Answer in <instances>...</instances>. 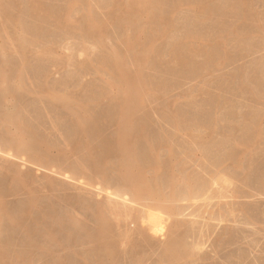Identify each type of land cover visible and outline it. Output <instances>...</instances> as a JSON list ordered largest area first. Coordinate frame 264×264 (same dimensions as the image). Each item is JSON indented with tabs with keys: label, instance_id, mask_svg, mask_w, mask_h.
Segmentation results:
<instances>
[{
	"label": "rangeland",
	"instance_id": "374dc122",
	"mask_svg": "<svg viewBox=\"0 0 264 264\" xmlns=\"http://www.w3.org/2000/svg\"><path fill=\"white\" fill-rule=\"evenodd\" d=\"M6 1L5 5L6 3L16 5H9L13 8L8 6L7 10H12L9 15L14 21L23 22L25 30H21V24L18 26L9 24L8 19H5L7 17L0 16V89L6 88L7 85V91L11 90L10 93L7 92L9 96L3 100L4 103L0 99L2 102H0L2 104L0 105L2 106L0 107V117L2 118H0V146H2V149L0 147V190L3 192V196H0L2 197L0 207L3 206L4 214L6 213L5 215L0 214L3 216L2 220L5 221H0V225L2 223L0 226L2 240L0 239V242L4 243V245L0 244V249L5 255L9 253L5 258H1L5 259V261L0 260L1 264H113L112 261L116 264H174L171 259H166L168 257H165L166 255L162 252L159 255V250L157 254L155 248H151V251L138 246V249L134 248L136 246L134 240L138 236L136 231L138 232L137 229L142 227V219L141 221L138 219L144 210L145 203L135 202L132 194L129 193V188L125 186L124 188L114 173V175L110 174V179L108 178L112 185H107L104 177L97 172L96 167L85 165L81 178H78L80 177L78 175L75 178L76 176L72 172L70 173L69 166L70 164L72 168L75 165L80 166L87 153L82 149L80 153L77 152L78 149L76 152L74 151V147L76 148L74 140L76 137V142L79 139L77 127H75L77 126L75 125L76 121L68 111L69 109L66 110L65 103L60 98L71 97L70 99L76 107L83 104L90 106L91 112L95 115V121H99L96 122L99 126L95 123L99 128L91 124V127L95 126L92 127L95 133L93 137L96 136V139H93L94 154L97 152L100 153L97 154L98 157H103L102 154L106 155V151H114L113 145L112 147L107 146L106 142H114L112 140L118 130L117 127H119L117 126L118 110L115 107L118 105L114 104V102L118 103L119 91L114 85L117 83V81L114 82L116 76L110 75L111 72L109 73V68L108 70L105 68V63L110 61L112 48L114 50L121 49L116 50L118 52L122 51L123 43L121 42L126 37L132 38L141 31L143 33L140 34L141 47L135 46L133 52L135 53L139 49L141 52L144 47L142 45L147 44V40L154 41L153 49H156L143 69L142 76L144 75L143 78H145L143 81H146L144 92L147 95V103L134 117V128L137 126V131L140 133L133 131L135 136L132 137L135 138L131 139L136 145L135 151L143 165L149 162L150 150L161 145L159 148H154L156 151L154 153L158 155L160 164H163L164 167L167 166L168 169L161 165L164 173L161 172V175L147 174L148 176L146 175L142 179L147 182L148 178L149 183L153 178L151 182L154 183L155 180V183L162 187L161 195H166L167 199H173V211H175L174 213L165 209L153 211L157 215L162 212L160 216L164 227V234L158 235L155 240H158L159 243L169 241L168 233L170 236V232H175L177 231L175 228H178V236H182L178 238L179 242L182 241L181 245L187 243L185 245L188 248V256L184 261L175 262L176 264H264V0H250L251 2L247 0V3L244 0H161L159 3L157 2L160 5L154 11L155 17L153 16V18H157V20L149 19L148 21V15H144L139 20V15L134 12V19L132 17L131 21L129 20L130 24H128L129 21L127 23L128 19L121 20L123 17L119 16V19L117 16L115 0H78L72 8L68 30H59L53 23L46 20L39 22V19H32L30 12L28 13V3L25 4L28 0ZM36 1L38 5L53 15L60 14L68 4L67 0ZM243 2L246 3V6L242 5ZM89 4L91 5L90 9L92 7V12L106 20L105 36L91 38L87 35L83 19L88 12ZM202 4L207 9L202 8ZM208 8L210 11H207ZM158 18H160L159 22H164V24H159ZM134 21L135 24H133ZM138 21L139 23H137ZM152 21L154 22L152 23ZM3 25L7 26L6 32L9 34L2 32ZM20 32H23L22 35ZM152 37L153 40H150ZM23 42L26 44L24 49L20 46ZM190 45H193L190 47L193 50L195 48L199 52L202 50L201 53L193 54L195 52L187 48ZM49 49L52 51L51 54L45 56L44 51ZM140 52L137 51V55ZM107 54H109V60L103 62L104 58L108 59ZM6 55L8 58L5 57ZM175 56L176 59L178 57V60L181 58V61L184 58L183 62H187L186 66L183 62H181L183 67L181 63L178 66L176 61L173 62ZM131 57L133 58L130 56L128 59V64L131 62L128 65L130 73L136 69ZM109 63L107 64L109 65ZM5 77H7V81L9 80L8 83ZM21 78H23L24 87L18 89ZM11 83L13 85H10ZM21 90L23 91L21 92ZM48 91H51L50 94L47 93ZM6 112H10L14 116L13 119L18 116L19 119L16 118L14 121L23 124L22 126L27 129L23 127L27 136L35 140L37 138L44 144L48 143L49 149L52 150L49 153V155L52 153V157H49L51 159L54 157L53 160L56 164L58 163L57 165L53 164L55 168L39 167L38 164L32 163L28 156H20V154H16V151L12 152L6 149L8 138H5L4 133L10 131L7 132L9 138L15 131L18 133V129L12 126L13 124L7 123L9 127L5 123L3 114ZM113 115L117 116L116 119H112L115 118ZM23 120L24 122H22ZM140 121L143 125L139 123ZM140 126L145 127L143 129ZM14 127L15 130H13ZM134 128L133 130H136ZM29 129L32 131L31 134ZM144 131L146 132L144 133ZM142 132L145 135L141 136ZM147 143L153 147L151 148ZM102 144L107 149H105L106 147L103 148L104 150L99 148ZM100 149L103 150V153ZM59 153H63L61 155L62 162L60 159L56 162ZM62 157L64 158L62 159ZM110 157L113 164L109 159L110 166H115L119 159L115 155ZM3 164L5 165L3 166ZM168 165L171 166V170ZM9 167L11 170L19 169L23 175L25 174L24 176L27 174L31 179L34 178L33 183L28 185L30 187L26 188L27 191L15 183L16 180L14 181L13 172L9 171ZM4 169L7 170L4 171ZM63 169H66L67 172H64ZM165 169L166 171H164ZM89 171L91 174L88 173ZM48 180H58L57 183L61 188L63 187L64 191L52 194L48 193L47 189L45 191L44 186ZM114 188L116 189L114 190ZM32 193L36 197H41V199L38 197L40 200L35 198L38 203L37 205L35 203L37 211L33 209V214L31 212L35 222L38 219L37 223L34 222L31 214L30 217L26 216L29 217L28 220L25 217L26 211L29 209L28 206L32 204L30 201ZM108 193L114 197L117 195L116 199L111 197L114 199L112 201L116 202L113 205L120 202L122 206L123 202L121 201L126 197L129 201L131 200V203L134 202L132 205L129 203L130 209L121 212L120 217L110 216L111 227L114 228V232H111L114 235L125 234L123 237L130 240L128 244L118 246L116 251L118 256L116 255L117 257L112 261L98 256L100 255L99 251L91 243H88L85 231L79 229V226L85 225V230L88 229L86 232H95L96 220L93 212L84 205L83 211L72 214L69 205L64 204L65 199L59 198L82 197L85 204L106 205L108 204ZM123 193H126L125 197ZM185 194L189 197L187 198ZM175 195L176 197H174ZM120 199L122 200L120 201ZM34 212L37 213V216ZM9 214L24 225L11 226L8 219H5L10 216ZM70 216L80 220L82 224L80 223L81 225L76 228L75 222L71 220ZM53 219L61 223L54 224L56 221L52 222ZM133 220L137 221L135 223L137 226H141L137 228ZM178 222L179 227H177ZM39 223L40 226L44 223L46 227H43V224L41 227L35 225H39ZM143 226L145 227L146 224ZM37 228L39 229L36 230ZM50 228L49 232L53 231L58 239L53 242V245L45 237L46 231ZM172 228L173 230H171ZM30 230L33 237L24 238L27 237L25 231ZM137 239L140 240V237L138 236ZM155 242L157 243V241ZM7 248L9 251L6 250ZM40 250L41 252H39ZM13 251L15 252L13 253ZM26 251L30 255L25 253ZM49 251H52V254H48ZM24 253L27 255L25 258Z\"/></svg>",
	"mask_w": 264,
	"mask_h": 264
},
{
	"label": "bare ground",
	"instance_id": "6f19581e",
	"mask_svg": "<svg viewBox=\"0 0 264 264\" xmlns=\"http://www.w3.org/2000/svg\"><path fill=\"white\" fill-rule=\"evenodd\" d=\"M6 0H0V16L2 17H7V18H5V19H8V21H9V24L11 23V24H13V25H19V24H21V30L22 29H24L25 27V25L23 26L22 25V23L20 22V21H18V20H15L14 21V19L9 15V13L12 11H10L9 9L7 10V8H8V6L9 5H13V6H16V5H14V4H7L6 3V5L4 4V2H5ZM8 1V0H7ZM6 1V2H7ZM68 1V4H67V6H66V8L60 13V14H58V15H53V13L52 14H50L47 10H45L43 7H41L40 5H38V2L36 1V0H28V2L26 1V5H27V3H28V13L30 12V15H31V17H32V19H39V22L40 21H42V20H46V21H49V22H51V23H53V25L54 26H56V28L57 29H62V30H68L69 29V24H70V20H71V11H72V8L74 7V5L77 3V1L78 0H67ZM148 1V0H147ZM146 0H134V1H124V0H115V10H117V16L119 17V16H121V17H123L121 20H127V23H128V21L130 20L131 21V18L133 17V14H134V12L136 13V15H139V20L140 19H142L143 18V16L144 15H148V21H149V19H156L157 20V18H153V16L155 15L154 13V11H155V9L160 5H158V3H159V1H161V0H151V1H148L147 2ZM163 1V0H162ZM211 1V0H210ZM240 1H243V0H240ZM246 1V3H247V0H244V2ZM158 2V3H157ZM243 2V3H244ZM249 2H251L250 0H249ZM161 3V2H160ZM163 3V2H162ZM206 3V2H205ZM242 3V5H244V6H246L245 4L246 3H244L243 4ZM25 5V6H26ZM204 4H202V8L203 7H205L206 9H207V7L204 5ZM237 5V4H236ZM239 5V4H238ZM242 5H241V8H242ZM251 5V4H250ZM90 4H89V6H87L88 7V12L86 13V15H85V17H84V19H83V22H84V29L87 31V35L89 36V37H91V38H99V37H102L103 35L105 36V30H106V27H107V22H106V20H104L103 18H101L100 16H97L98 14H95V12H92V7H91V9H90ZM201 6V5H200ZM211 6V5H210ZM209 7V6H208ZM234 7V6H233ZM232 7V8H233ZM237 7V6H236ZM9 8H13L12 6L10 7L9 6ZM15 8V7H14ZM26 8V9H27ZM245 8V7H244ZM224 9V8H223ZM203 10H205V9H203ZM225 10V9H224ZM244 10V9H243ZM249 10V9H248ZM7 11H8V13H7ZM59 11V10H58ZM207 11H210V9L208 8V10ZM240 11V10H239ZM227 12V11H226ZM232 12V11H231ZM231 12H230V14H231ZM234 12H235V10H234ZM237 12H238V10H237ZM236 12V13H237ZM243 12V11H242ZM157 13V12H156ZM224 13H225V11H224ZM247 13V12H246ZM12 14V13H11ZM27 14V13H26ZM54 14H55V12H54ZM159 14V13H158ZM157 14V15H158ZM208 14V13H207ZM229 14V13H228ZM157 15H156V17H157ZM204 15V14H203ZM14 16V15H13ZM29 16V15H28ZM2 17V18H3ZM30 17V16H29ZM136 17V16H135ZM155 17V16H154ZM159 17V16H158ZM162 17V16H161ZM202 17V16H201ZM205 17H206V14H205ZM126 18V19H125ZM31 19V20H32ZM119 19H120V17H119ZM132 19H134V17L132 18ZM210 19V18H209ZM165 20V19H164ZM7 21V20H6ZM7 21V22H8ZM129 21V23L128 24H130L131 22ZM135 21H136V19H135ZM135 21H134V23L133 24H135ZM160 21V18H158V22ZM163 21V20H162ZM6 22V23H7ZM14 22V23H13ZM133 22V21H132ZM154 21H152V23H153ZM157 22V23H158ZM201 22V21H200ZM137 23H139V21L137 22ZM137 23H136V26H137ZM151 23V22H150ZM155 23H156V21H155ZM154 23V24H155ZM204 23V22H203ZM8 24V23H7ZM28 24V23H27ZM37 24V23H36ZM159 24H164V22H159ZM159 24H157V25H159ZM30 25V24H29ZM28 25V26H29ZM32 25H34V24H32ZM31 25V26H32ZM41 25V24H40ZM6 26V25H5ZM27 26V27H28ZM3 27H4V25H3ZM7 27V26H6ZM6 27H4L3 28V33H8L9 34V32H6ZM24 27V28H23ZM31 29V28H30ZM35 29V28H34ZM38 29H39V27H38ZM25 30V29H24ZM37 30V29H36ZM40 30H42V29H40ZM139 30V29H138ZM144 30V29H143ZM16 31V30H15ZM32 31V30H31ZM141 31V30H140ZM25 32V31H24ZM30 32V31H29ZM38 32V31H37ZM142 32V31H141ZM141 32H136L137 33V35L136 36H132V38H128V37H126V39H124V41L123 42H121V43H123L122 44V46H123V50H124V52H122V51H116V50H121V49H116V50H114V48H112V51L109 53L110 54V61H108V62H106V60H109V54H107V56H108V59H107V57H106V59L104 58L102 61L103 62H106L105 63V68L108 70V68H109V73H110V75H115L116 76V78H115V80H114V82L116 83V81H117V83L116 84H114V82H113V84L115 85V87L118 89L117 91H119V94H118V96H117V98H118V103L116 104V102H114V104L115 105H118V106H115V107H117V113H118V125L117 126H119V127H117L118 128V130H117V132L115 133V135H114V140H112V141H114V142H112V143H110V142H106V143H108V145L107 146H111L112 147V145H113V150L114 151H110V150H108V151H106L107 153H105L106 155H104V153L102 152L104 149L103 148H105L106 146L105 145H103L102 144V146H104V147H102L101 145L99 146V148L101 147L103 150H101V153H103L102 155H103V157L102 156H97V154H100V153H97L96 152V154H94V150L92 149V148H94V145H93V139L96 137V136H94L93 137V134L95 135V133H94V127L98 124V123H96V122H99V121H95V115H93V112H91V108H90V106H88V104L86 105H82V106H78V107H76L75 105H74V103L72 102V100L70 99L71 97H65V96H63V98H60V99H62L63 101H64V103H65V107L67 108H65L66 110H68L71 114H72V116H74L73 118H74V120L76 121V124L75 125H77V126H75V127H77V131H78V141L76 142L75 140L77 139V137L75 138V140H74V144L76 145V148L74 147V151L76 152V150H77V152H81L80 150L82 149L83 150V152L85 151L86 153V157L84 158V160H82V163H80V166H77V165H75V166H77L76 168H72L71 166V164L69 165L70 166V168H71V170H70V173L72 172L76 177L75 178H77L78 176H80V177H78V178H81V175H83L82 173V169H83V167H85V165H89V166H92V167H96V170H97V172L99 173V174H101L102 175V177H104V179H105V183L107 184V185H112V184H110V182H109V179H110V174H113L114 176H117L118 178L117 179H119L120 181H121V183H122V185H123V187L125 186V187H128L129 188V190H130V192L128 191V189H127V192H129V193H131L132 194V196H133V198L135 199V202H144L145 204H144V210L141 212V215H139V219L138 220H140L141 221V219H142V223H141V225H142V227H140V226H137V224H135L136 222L134 221V224H135V226H137V228L138 227H140V228H138L137 230H138V232L136 231V233L138 234V236L140 237V240H138L137 239V237H136V240H134L135 242H134V244L136 245L134 248L135 249H138L137 248V246L140 248V247H143V249L144 250H150L151 248H155L156 249V251L155 252H157L158 250L160 251V253H159V255H161V252H162V254H164V255H166L165 257H168V258H166V259H171V261L174 263V264H176L175 262H179V261H184L185 260V257L186 256H188L187 255V253H188V248H186V245L185 244H187V243H185L184 245H181L182 244V241L180 240V242H181V244H180V242H179V239L178 238H180V237H182L181 235H180V237L178 236V228H175V230H177V231H175V232H170V236H169V233H168V239H169V241H165V242H163V243H159L158 242V240H155V238L157 239V236L158 235H160V234H164V232H163V230H164V227H163V222H162V218H161V214H162V212H161V214L160 213H158V214H160V215H157V213H155V212H153L154 210L156 211V210H163V209H165L166 211H170L171 213H174L175 211H173V204H172V198L170 199V198H166L165 196L166 195H164V196H162L161 195V189H162V187H160L159 185H158V183H155L156 181L154 180V183L153 182H151L152 181V177L151 176H149V177H151L152 179H151V181H149V183H148V178H147V182H145L142 178H144V176H146L147 174L148 175H153V174H160L161 175V172H163V170H162V166H163V164H160V160L158 159V155H156V153H154V152H156V151H154V148H157V147H153V145L152 146H150L148 143V145L153 149V150H150L151 151V155L149 156V158H148V160H149V164L147 163V164H145V165H143V164H141V162L142 161H140L141 159H139L138 158V156H137V153H136V149H135V146L136 145H134L133 143V141H132V139L131 138H135V137H132L134 134H133V131H137V126L135 127L136 128V130H133V128H134V117H135V115L137 114V112L140 110V109H143L144 107H145V105H146V101H147V95H145V92H144V88H145V80L143 81V79H145V78H143L144 77V75L142 76V73H143V69H144V67H145V65H147V60L148 59H150L149 57L153 54L154 55V53H152V52H154V50L156 49H153V44H154V41H148L147 40V44L145 45H142V47H143V50L140 52V49L139 50H136V52L137 51H139L140 52V54H138L137 55V53L135 52H133V49H134V47L135 46H140L141 47V44L139 43L141 40H140V34H143V33H141ZM21 33V32H20ZM19 33V34H20ZM23 33V32H22ZM22 33H21V35H22ZM36 33V32H35ZM39 33H41V32H39ZM144 33H145V31H144ZM0 34H1V32H0ZM7 34V35H8ZM26 34H28L27 33V31H26ZM133 34V33H132ZM135 34V33H134ZM133 34V35H134ZM30 35V34H29ZM153 35V34H152ZM237 35V34H236ZM26 36V35H25ZM24 36V37H25ZM143 36V35H142ZM146 36V35H145ZM145 36H144V38H145ZM193 36V35H192ZM23 37V38H24ZM153 37H155V36H153ZM153 37H152V39H150V40H153ZM238 37V36H237ZM240 37V36H239ZM22 38V37H21ZM149 38H150V36H149ZM25 39V38H24ZM24 39H23V41H24ZM146 39V38H145ZM144 39V40H145ZM20 41H22V39H19ZM26 40V39H25ZM156 40V39H155ZM27 41V40H26ZM25 42V41H24ZM24 42L22 43V45H20L23 49L26 47V44H24ZM146 42V41H145ZM26 43V42H25ZM120 43V44H121ZM140 45H139V44ZM119 44V45H120ZM138 44V45H137ZM143 44V43H142ZM1 46H2V44H1ZM121 45H120V47H122ZM176 46V45H175ZM193 46V45H192ZM191 45L190 46H188L187 48H190V47H192ZM117 48V47H116ZM185 48V47H184ZM3 49V48H2ZM5 49V48H4ZM192 48H190V50H191ZM189 50V51H190ZM193 50V49H192ZM135 51V50H134ZM188 51V50H187ZM188 51V52H189ZM195 53H193L192 51H190V52H192L193 54H196V55H198V53H201V51L199 52V50L197 49V48H195L194 50H193ZM51 50L49 49V50H46V51H44V54H46L45 56H49L50 54H51ZM122 54H121V53ZM157 52V51H156ZM187 52V53H188ZM3 53V52H2ZM132 53H134V55H131ZM191 53V54H192ZM7 54V53H6ZM25 54V53H24ZM157 54H158V52H157ZM185 54V53H184ZM178 55V54H177ZM186 55V54H185ZM189 56H190V54H188ZM8 55H6L5 57H7ZM130 56H133V58L131 57L130 59H131V61H132V63L134 62L135 63V65H136V69L134 70V72L132 71L131 73H130V70L128 69V65L131 63V62H129V64H128V59H129V57ZM192 56H194V55H192ZM152 57V56H151ZM8 58V57H7ZM174 58H175V60H174ZM173 58V62H177V65L179 66L180 65V63L181 62H183V59H182V61H181V58H180V56H179V60H178V57H177V59H176V56ZM112 59V60H111ZM190 59H191V57H190ZM10 60V59H9ZM179 62H178V61ZM192 60V59H191ZM8 61V60H7ZM130 61V60H129ZM185 61V60H184ZM187 61H188V59H187ZM193 61V60H192ZM1 62V61H0ZM102 62V63H103ZM110 62V63H109ZM7 63H9V62H7ZM6 63V64H7ZM107 63H109V65L107 64ZM179 63V64H178ZM186 63L187 62H183V64L186 66ZM190 63V62H189ZM183 64L181 63V65H182V67H183ZM9 65V64H8ZM12 65V64H11ZM19 65H20V63H19ZM174 65H176V63H174ZM188 65V64H187ZM198 66H199V64H197ZM104 66V65H103ZM177 68V67H176ZM15 69V68H14ZM180 69H182V68H180ZM18 71V70H17ZM202 71V70H201ZM11 72V71H10ZM13 72V71H12ZM15 73V72H14ZM24 73V72H23ZM5 75V74H4ZM7 75V74H6ZM12 76L14 75L13 73L11 74ZM0 76H1V71H0ZM114 76V77H115ZM10 78V77H9ZM8 78V79H9ZM13 78V77H12ZM24 78V77H23ZM23 78H21V80H20V83L18 84L19 85V87H18V89H22L24 86H23V82H22V79ZM5 79H6V82L8 83V81H7V77H5ZM14 80V79H13ZM15 83V82H14ZM25 83V82H24ZM27 83V82H26ZM149 84V83H148ZM10 85H13L12 83L10 84ZM26 85V84H25ZM9 86V85H8ZM15 87V86H14ZM13 87V88H14ZM26 87V86H25ZM10 88H12V87H10ZM10 90V89H9ZM16 90V88L14 89V91ZM20 91V90H19ZM23 90H21V92H22ZM7 92H9V91H7V85H6V88H3V89H0V96H1V100H2V102H3V100H5V98L7 97V96H9V93L11 92V90H10V92L7 94ZM21 92H19V93H21ZM51 92V91H50ZM50 92L48 91L47 93H49L50 94ZM13 93V92H12ZM17 95V94H16ZM15 95V96H16ZM18 98V97H17ZM16 98V99H17ZM21 98H23V97H21ZM54 98V97H53ZM149 99V98H148ZM49 101H50V99H48ZM1 102V101H0ZM1 102V103H2ZM21 102H22V100H21ZM59 102V101H58ZM4 103V102H3ZM54 104V103H53ZM0 105H2V104H0ZM18 105V104H17ZM98 105V104H97ZM114 106V105H113ZM0 107H2V106H0ZM14 107V106H13ZM115 107H114V109H115ZM20 108V107H19ZM1 109V108H0ZM16 109V108H15ZM24 111H25V109H24ZM113 111V110H112ZM13 112V111H12ZM14 112H16V111H14ZM107 112V111H106ZM18 113H19V110H18ZM22 113V112H21ZM68 113V112H67ZM113 113V112H112ZM116 113V114H117ZM39 114V113H38ZM71 114H70V116H71ZM115 114V113H114ZM115 114V115H116ZM19 115H20V113H19ZM23 115V114H22ZM33 115V114H32ZM24 116V115H23ZM98 116V115H97ZM114 116V115H113ZM18 117V116H17ZM17 117H15V119L17 118ZM101 117V116H100ZM115 117V116H114ZM117 117V116H116ZM116 117L115 118H112V119H116ZM146 117V116H145ZM1 118V117H0ZM3 118L6 120L5 121V123L7 124V123H9V125L10 124H13L12 126H15L17 129H18V133L15 131V133H13L12 131H11V133H13V134H11L10 135V138H9V135H7V132H5L4 134H5V138H8V143H7V148L6 149H9L10 151H16V154H20V156H23V155H25V156H28L31 160H32V163L34 162L35 164H38L39 165V167L41 166H43V168H49V167H53V168H55L54 167V163H55V160H53V158L51 159L49 156H51V154L49 155V153H50V150L51 149H49V146H48V143H46L45 142V144H44V142H42L41 140H39L38 141V139L36 138V140L35 139H33V138H30L29 136H27L26 134V132H25V130H24V126H22L23 124L21 123V122H18V121H14L15 119H13L14 118V116L9 112V113H7L6 112V114H3ZM98 118V117H97ZM110 118V117H109ZM149 118V117H148ZM2 119V118H1ZM17 119H19V118H17ZM147 119V118H146ZM100 120V119H99ZM145 120V119H144ZM12 121V122H11ZM103 121V120H102ZM139 121V120H138ZM22 122H24V120L22 121ZM37 122V121H36ZM4 123V122H3ZM4 123V124H5ZM95 123H96V125H95ZM112 123V122H111ZM115 123V122H114ZM136 123H137V120H136ZM139 123H141V121L139 122ZM138 123V124H139ZM144 123V122H143ZM28 124V123H27ZM91 124H94L95 126L93 127V125H92V127H91ZM101 124V123H100ZM108 124H110L109 122H108ZM137 124V125H138ZM142 124V123H141ZM148 124H149V122H148ZM8 125V124H7ZM8 125V126H9ZM143 125V124H142ZM145 125V124H144ZM147 125V124H146ZM177 125V124H176ZM8 126H7V128H8ZM98 126H99V124H98ZM148 126V125H147ZM10 127V126H9ZM15 127H14V129L13 130H15ZM24 127V128H23ZM28 127H29V125H28ZM97 127V126H96ZM107 127V126H106ZM140 127H142V126H140ZM144 127L145 126H143L142 128L144 129ZM6 128V129H7ZM97 128H99V127H97ZM102 128V127H101ZM134 128V129H135ZM5 129V128H4ZM10 129V128H9ZM11 129H12V127H11ZM26 129V128H25ZM34 129V128H33ZM38 129V128H37ZM93 129V130H92ZM139 129V128H138ZM27 130V129H26ZM30 130V129H29ZM95 130H96V128H95ZM142 130V129H141ZM4 131V130H3ZM6 131V130H5ZM31 131V130H30ZM98 131V130H97ZM143 131V130H142ZM147 131V130H146ZM146 131H144V133L146 132ZM10 132V131H9ZM8 132V133H9ZM29 132V131H28ZM93 132V133H92ZM137 132H139V131H137ZM2 133V132H1ZM32 133V131L30 132V134ZM140 133V132H139ZM143 133V132H142ZM140 134L141 136H143V135H145V134ZM3 134V133H2ZM50 134V133H49ZM100 134V133H99ZM135 134H137V133H135ZM96 135L97 136H99L98 135V133H96ZM137 135H139V134H137ZM136 135V136H137ZM3 136V135H2ZM8 136V137H7ZM45 136V135H44ZM100 136H101V134H100ZM135 136V135H134ZM4 137V136H3ZM50 137V136H49ZM75 137V136H74ZM139 137V136H138ZM149 137V136H148ZM40 138V137H39ZM42 138V137H41ZM142 138H144V139H147L146 137H142ZM162 138V137H161ZM164 138V137H163ZM162 138V139H163ZM2 139V138H1ZM96 139V138H95ZM94 139V140H95ZM98 139V138H97ZM105 139V138H104ZM43 140V139H42ZM50 140V139H49ZM68 140V139H67ZM102 141H103V139H101ZM100 140V141H101ZM153 140V139H152ZM157 140V139H156ZM161 140V139H160ZM66 141V140H65ZM69 141V140H68ZM97 141V140H96ZM106 141V140H105ZM136 141V140H135ZM166 141V140H165ZM168 141V140H167ZM97 142H99V141H97ZM170 142V141H169ZM169 142H168V144H169ZM136 143V142H135ZM157 143V142H156ZM166 143V142H165ZM46 144H47V146H46ZM52 144V143H51ZM66 144V143H65ZM69 144V143H68ZM97 144V143H96ZM95 144V145H96ZM104 144H105V142H104ZM67 145V144H66ZM147 145V146H148ZM157 145V144H156ZM155 145V146H156ZM4 146V145H3ZM72 146H73V144H72ZM93 146V147H92ZM161 145H159V147H160ZM172 146V145H171ZM221 146V145H220ZM1 147V149H2V146H0ZM110 147V148H111ZM158 147V148H159ZM5 148V147H4ZM98 148V149H99ZM109 148V147H108ZM109 148V149H110ZM146 148V147H145ZM151 148H148V149H151ZM171 148V147H170ZM105 149H107V147L105 148ZM147 149V148H146ZM68 150V149H67ZM72 150H73V148H72ZM52 151V150H51ZM58 151V150H57ZM61 151V150H60ZM99 151V150H98ZM61 153V152H60ZM59 153V154H60ZM64 153V152H63ZM62 153V154H63ZM73 153V152H72ZM149 153V152H148ZM62 154H60L58 157H56V162H57V160H59L60 159V161L62 162V160H61V155ZM75 154V153H74ZM150 154V153H149ZM155 154V155H154ZM8 155V154H7ZM57 155H58V153H57ZM70 155H71V153H70ZM69 155V156H70ZM81 155V154H80ZM79 155V156H80ZM114 156L115 155V157L117 156V159H119L118 160V162H117V164L115 165V166H110V163L112 162L111 161V157L110 156ZM24 156V157H25ZM65 156V155H64ZM73 156V155H72ZM71 156V157H72ZM140 156V155H139ZM144 156V155H143ZM27 157V158H28ZM52 157V156H51ZM83 157V156H82ZM64 157H62V159H63ZM69 158V157H68ZM109 159H110V163H109ZM116 159V158H115ZM143 159V158H142ZM161 159V158H160ZM65 160V159H64ZM114 160V159H113ZM144 160V159H143ZM147 160V161H148ZM76 161H78V160H76ZM59 162V161H58ZM170 162V161H169ZM72 163H73V161H72ZM78 163V162H77ZM162 163V162H161ZM164 163H166L165 161H164ZM17 164V163H16ZM56 164V163H55ZM58 164V163H57ZM56 164V165H57ZM79 164V163H78ZM112 164V163H111ZM5 164H3V166H4ZM113 165V164H112ZM162 165V166H161ZM165 165V164H164ZM11 166V165H10ZM26 166V165H25ZM166 166V165H165ZM169 166V165H168ZM15 167V166H14ZM57 167V166H56ZM164 167V166H163ZM171 166H169V168H170ZM59 168V167H58ZM67 168H68V170H69V167L67 166ZM88 168V167H87ZM164 168H167L168 169V167L166 166V167H164ZM50 169V168H49ZM90 169V168H89ZM5 170H7V169H4V171ZM64 170V169H63ZM86 170V169H85ZM169 170H171V168L169 169ZM169 170H168V172H169ZM9 171H12L13 172V175H14V181H15V183H18L17 185L18 186H20L21 185V189H23V188H29L30 186H28V185H30L31 183H33L32 181H33V179H31L30 177H28L27 176V174H26V176H24L21 172L22 171H19V169L17 170V169H10V167H9ZM59 171H61V170H59ZM84 171V170H83ZM164 171H166V169L164 170ZM58 172V171H57ZM61 172H63V171H61ZM64 172H67L66 171V169L64 170ZM69 172V171H68ZM87 172V171H86ZM96 172V171H95ZM96 172V173H97ZM158 172V173H157ZM6 173V172H5ZM9 173V172H8ZM31 173V172H30ZM88 173H90V171L88 172ZM150 173V174H149ZM164 173V172H163ZM10 174V173H9ZM12 174V173H11ZM32 174V173H31ZM53 174V173H52ZM72 174V175H73ZM91 174V173H90ZM108 175V177H107V175ZM166 174V173H165ZM169 174V173H168ZM57 175V174H56ZM78 175V176H77ZM96 175V174H95ZM147 175V176H148ZM163 175V174H162ZM35 176V175H34ZM100 176V175H99ZM167 176V175H166ZM171 176V175H170ZM13 177V176H12ZM88 177V176H87ZM112 177V176H111ZM164 177V176H163ZM168 177H169V175H168ZM172 177V176H171ZM170 177V178H171ZM84 178V177H83ZM109 178V179H108ZM155 178V177H154ZM166 178V177H165ZM170 178H168V179H170ZM1 179H2V177H1ZM50 179H52V178H50ZM67 179V178H66ZM88 179V178H87ZM93 179V178H92ZM70 180V179H69ZM80 180V179H79ZM3 181V180H2ZM18 181V182H17ZM35 181V180H34ZM56 181V180H55ZM54 180H48V182L45 184V186H44V190L46 191V189H47V191H48V193L50 192L51 194L52 193H58V192H61V191H64L62 188H61V186L57 183V181L55 182ZM115 181V180H114ZM170 181H171V179H170ZM117 182V181H116ZM1 183V182H0ZM35 183V182H34ZM100 183V182H99ZM171 183H172V181H171ZM3 184V183H2ZM103 184V183H102ZM115 184V183H114ZM166 184V183H165ZM11 185V184H10ZM17 185H16V187H17ZM120 185V184H119ZM121 186V185H120ZM35 187V186H34ZM107 187V186H106ZM122 187V186H121ZM124 187V188H125ZM167 187V186H166ZM1 188V187H0ZM19 188V189H20ZM32 188V187H31ZM108 188V187H107ZM117 188H119V187H117ZM116 188H114V190H115ZM6 190V189H5ZM30 190H32V189H30ZM110 190V189H109ZM12 191V190H11ZM10 191V192H11ZM26 191H27V189H26ZM35 191H36V189H35ZM42 191V190H41ZM40 191V192H41ZM111 191V190H110ZM0 192H1V190H0ZM8 192V191H7ZM6 192V193H7ZM14 192V191H13ZM25 192V191H24ZM33 192H34V190H33ZM66 192V191H65ZM9 193V192H8ZM34 193H36V192H34ZM34 193H32V194H30V195H32L31 197L32 198H30V201H31V206H28V208L29 209H27V211H26V215H25V217L26 216H29L30 214H31V212H32V214H33V209H35V203H36V205L38 204L37 203V198L38 197H40V196H38V197H36L35 196V194ZM47 193V192H46ZM10 194V193H9ZM41 194V193H40ZM63 194V193H62ZM110 193H108V200H107V203L108 204H106V205H101V204H99V203H96V204H85L86 202H85V200H83V198L82 197H75V198H72L70 195V197L69 198H67L66 199V197L65 198H61V197H59V196H57V197H59L60 199H65L64 201H65V203L64 204H66L67 203V206L69 205V208H70V211H72V214H74L73 212H80V211H83L84 210V205H86L87 206V208L89 209V210H91L92 212H93V216H94V218H95V220H96V230H95V232H93V231H91L92 233H90V232H86V231H88V229L87 230H85V225L84 226H82L81 224H82V222H80V220L78 221V220H76L74 217H72V216H70V218H71V220H73L75 223H74V225H75V227L77 228V226H79V225H81V226H79V229L80 230H83V231H85L84 233H86L87 234V240H88V243H91V245L92 246H94L96 249H97V251H99V254L100 255H98V256H101V257H104V258H108L109 260L111 259V261L112 260H114L118 255L116 254L117 252V250H118V246L119 245H125V244H128V242L130 241L129 240V238H126V237H123V235H125V234H123V235H117V234H115V235H117V236H115L111 231H113L114 232V228L112 229V227H111V221H110V216H112V215H114L115 217H120V214H121V212H126V210H129L130 208L129 207H131L130 205H129V203H131L128 199H127V197L126 198H124L123 200L122 199H120V201L121 202H123L122 203V206H121V204H120V202L119 203H117L116 205H113V204H115L116 202H114V201H112V200H114V199H111V197H114V195H109ZM168 194V193H167ZM3 196V192H1V194H0V196ZM12 195V194H11ZM55 196H56V194H54ZM53 195V196H54ZM122 195V194H121ZM186 196H187V198L189 197L187 194H185ZM62 196V195H61ZM117 196V195H116ZM115 196V197H116ZM123 196L125 197L126 196V193L124 194L123 193ZM128 196V195H127ZM181 196V195H180ZM114 197V198H115ZM122 197V196H121ZM169 197V196H168ZM174 197H176V195L174 196ZM184 197V196H183ZM2 197H0V199H1ZM36 198V199H35ZM118 198V197H117ZM119 198H120V196H119ZM119 198H118V200H119ZM39 199V198H38ZM40 199H41V197H40ZM39 199V200H40ZM116 199V198H115ZM29 200V199H28ZM35 200H36V202H35ZM56 200H58V199H56ZM63 200H61V201H63ZM175 201V200H174ZM59 202V201H58ZM85 202V203H84ZM118 202V201H117ZM178 202V201H177ZM29 203V202H28ZM134 203V202H133ZM133 203H131V205L133 204ZM43 204V203H42ZM45 204H47L48 205V203H45ZM59 204V203H58ZM120 206H119V205ZM172 204V205H171ZM2 205H4V204H2ZM29 205V204H28ZM49 205H50V203H49ZM129 205V206H128ZM24 206V205H23ZM27 206V205H26ZM124 206V207H123ZM5 207V206H4ZM3 208V206L2 207H0V214H2V215H5L4 214V210L2 209ZM54 208V207H53ZM128 208V209H127ZM24 209H25V207H24ZM131 209H133V208H131ZM22 210V209H21ZM36 210V209H35ZM69 210V209H68ZM7 211H9L8 209H7ZM14 211V210H13ZM24 211V212H25ZM37 211V210H36ZM179 211V210H178ZM53 212V211H52ZM153 212V213H152ZM160 212V211H159ZM20 213V212H19ZM23 213V212H22ZM34 213H36V212H34ZM31 214V215H32ZM71 214V215H72ZM156 214V215H155ZM177 214V213H176ZM175 214V215H176ZM10 215V216H9ZM7 217L8 218H5L7 221H9V223L11 224V226L13 225H15V227H16V224H18V226H21V224H23L22 222H19L15 217H13V216H11V214H9ZM14 215V214H13ZM23 215V216H24ZM35 215V214H34ZM38 215H39V213H38ZM52 215V214H51ZM54 215V214H53ZM173 215V214H172ZM182 215V214H181ZM36 216H37V213H36ZM40 216V215H39ZM41 216H42V214H41ZM44 216H45V214H44ZM56 216V215H55ZM66 216V215H65ZM74 216V215H73ZM177 216H179V215H177ZM1 217V219H0V221L1 222H3L4 220H2L3 219V216H0ZM18 217V216H17ZM30 217V216H29ZM29 217H26V219L28 220V218ZM62 217V216H61ZM180 217V216H179ZM37 218V217H36ZM57 218V217H56ZM20 219V218H19ZM25 219V220H26ZM31 219V218H30ZM32 219L34 220V218H33V215H32ZM69 219V218H68ZM144 219V220H143ZM21 220V219H20ZM39 220H40V217H39ZM44 220V219H43ZM58 220V219H57ZM60 220V219H59ZM70 220V219H69ZM180 220V219H179ZM6 221V222H7ZM30 221V220H29ZM36 221L37 222H39L38 221V219H36ZM45 221V220H44ZM43 221V222H44ZM54 221H56V219H53V221L52 222H54ZM133 221H132V223H133ZM5 222V221H4ZM33 222V221H32ZM34 222H35V220H34ZM33 222V223H34ZM37 222H35V223H37ZM60 221H56V222H54V224H56V223H59ZM63 222H65V221H63ZM25 223V222H24ZM45 223V222H44ZM44 223H42L43 225H44ZM61 223V222H60ZM70 223H72L71 221H70ZM81 223V224H80ZM28 224V223H27ZM26 224V225H27ZM30 224V223H29ZM32 224V223H31ZM41 224V226H43ZM53 224V225H54ZM73 224V223H72ZM146 224V226L144 227L143 225H145ZM177 224V223H176ZM183 224V223H182ZM1 225H2V223H1ZM0 225V226H1ZM3 225H4V223H3ZM24 225V224H23ZM35 225H37L38 227H41L40 226V223H39V225L38 224H35ZM59 225H61V224H59ZM71 225V224H70ZM6 226V225H5ZM4 226V227H5ZM29 226V225H28ZM49 226V225H48ZM47 226V228H49ZM180 225H179V222H178V226L177 227H179ZM3 227V226H2ZM30 227V226H29ZM33 227H35V226H33ZM33 227H31V228H33ZM43 227H46L45 225L43 226ZM62 227V226H61ZM70 227V226H69ZM73 227V226H72ZM165 227H166V225H165ZM8 228V227H7ZM13 228V227H12ZM18 228V227H17ZM28 228V227H27ZM6 229V228H5ZM39 228H37L36 230H38ZM45 229V228H44ZM72 229V228H71ZM78 229V230H79ZM112 229V230H111ZM1 230H2V228H1ZM35 230V229H34ZM51 230V228L49 229V230H47L48 232ZM80 230H79V232H80ZM94 230V229H93ZM166 230V229H165ZM171 230H173V228L171 229ZM180 230V229H179ZM9 231H10V229H9ZM8 231V232H9ZM20 231V230H19ZM46 231V233H45V237L46 238H48V240H50L51 242H52V245L54 244L53 242L55 241V240H58V239H56L57 237V235H55L54 234V232L53 231H51V232H47ZM2 232H3V230H2ZM21 232V231H20ZM56 232V231H55ZM75 232V231H74ZM73 232V233H74ZM121 232V231H120ZM119 232V233H120ZM11 233V232H10ZM24 233V232H23ZM31 230L30 231H25V236H27V237H24V236H22V237H24V238H31V237H33V236H31ZM34 233H36V232H34ZM66 233V232H65ZM114 235V237L112 236V234ZM33 234V233H32ZM54 234V235H53ZM78 234V233H77ZM85 234V235H86ZM136 234V235H137ZM34 235V234H33ZM41 235H43L44 236V234H42L41 233ZM65 236H66V234H64ZM72 235H74V234H72ZM38 236V235H37ZM62 236V235H61ZM69 236V235H68ZM127 236V235H126ZM164 236V235H163ZM39 237V236H38ZM17 238H19V237H17ZM41 238V237H40ZM44 238V237H43ZM45 238V239H46ZM1 239V238H0ZM85 239V240H86ZM192 239V238H191ZM190 239V240H191ZM2 240V239H1ZM0 240V241H1ZM6 240V239H5ZM47 240V239H46ZM47 240V241H48ZM68 240V239H67ZM199 240V239H198ZM13 241V240H12ZM32 241V240H31ZM138 241V242H137ZM155 241H157V243L155 242ZM202 241V240H201ZM33 242V241H32ZM26 243V242H25ZM201 243V242H200ZM0 244H3L4 245V243H1L0 242ZM8 244V243H7ZM6 244V245H7ZM27 244V243H26ZM33 244V243H32ZM49 244V243H48ZM51 244V243H50ZM72 244V243H71ZM24 245V244H23ZM29 245V244H28ZM27 245V246H28ZM51 245V246H52ZM197 245V244H196ZM2 246V245H1ZM30 246V245H29ZM32 246V245H31ZM34 246V245H33ZM189 246V245H188ZM198 246V245H197ZM20 247V246H19ZM18 247V248H19ZM26 248V247H25ZM33 248V247H32ZM48 248V247H47ZM11 249V248H10ZM15 249V248H14ZM17 249V248H16ZM27 249V248H26ZM120 249V248H119ZM7 251H9L8 250V248L6 249ZM5 250V251H6ZM22 250V249H21ZM20 250V251H21ZM143 250V251H144ZM18 251V250H17ZM30 251H31V247H30ZM33 251V250H32ZM45 251V250H44ZM151 251V250H150ZM190 251V250H189ZM194 251V250H193ZM196 251V250H195ZM201 251V250H200ZM15 251H13V253H14ZM39 252H41V250L39 251ZM42 252H43V250H42ZM52 251H49L48 252V254H52L51 253ZM199 252V251H198ZM202 252V251H201ZM20 253V252H19ZM21 253H23V252H21ZM20 253V254H21ZM25 253H27V254H29V252H25ZM25 253H24V258H25V256H27V255H25ZM44 253V252H43ZM46 253V252H45ZM96 253H98V252H96ZM103 256H102V255ZM157 254H158V252H157ZM7 256L9 255V253H7L6 254ZM5 253L0 249V260H3V259H1V258H5ZM30 255V254H29ZM53 255H55V254H53ZM117 255V256H116ZM194 255V254H193ZM11 256V255H10ZM22 256V257H23ZM97 256V257H98ZM191 257H192V255H190ZM19 258H20V256H18ZM45 257V256H44ZM51 257V256H50ZM160 257H162V256H160ZM190 257V258H191ZM13 258V257H12ZM24 258L22 259V260H24ZM164 258V257H163ZM188 258V257H187ZM186 258V259H187ZM20 259V260H21ZM28 259V258H27ZM102 259V258H101ZM165 259V258H164ZM163 259V260H164ZM19 260V261H20ZM3 261H5V259L3 260ZM15 261V260H14ZM27 261V260H26ZM98 261V260H97ZM100 261V260H99ZM187 261V260H186ZM6 262H8V261H6ZM29 262V261H28ZM27 262V263H28ZM61 262V261H60ZM113 262V264H116L114 261H112ZM169 262V261H168ZM9 263V262H8ZM11 263V262H10ZM136 263V262H135ZM0 264H1V262H0ZM2 264H5V263H2ZM15 264H17V263H15ZM20 264V263H19ZM26 264V263H25Z\"/></svg>",
	"mask_w": 264,
	"mask_h": 264
}]
</instances>
